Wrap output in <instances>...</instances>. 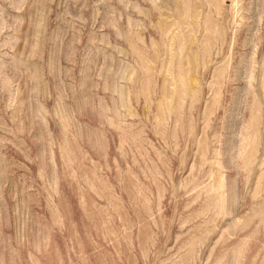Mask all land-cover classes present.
Here are the masks:
<instances>
[{
  "label": "rangeland",
  "instance_id": "obj_1",
  "mask_svg": "<svg viewBox=\"0 0 264 264\" xmlns=\"http://www.w3.org/2000/svg\"><path fill=\"white\" fill-rule=\"evenodd\" d=\"M0 264H264V0H0Z\"/></svg>",
  "mask_w": 264,
  "mask_h": 264
}]
</instances>
